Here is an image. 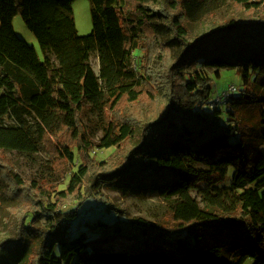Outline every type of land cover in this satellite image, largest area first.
Segmentation results:
<instances>
[{"label": "trees", "instance_id": "1", "mask_svg": "<svg viewBox=\"0 0 264 264\" xmlns=\"http://www.w3.org/2000/svg\"><path fill=\"white\" fill-rule=\"evenodd\" d=\"M74 1L0 0V204L13 206L18 230L0 241V260L29 234L27 264H264V150L248 147L254 137L264 143V126L244 114L254 108L264 122V96L254 93L264 87V0H226L245 16L217 23L223 1L90 0L88 34L78 32ZM17 14L42 55L16 33ZM79 64L74 81L66 72ZM204 68L240 73L227 116L199 110L212 92ZM88 108L105 116L98 146L117 149L100 170L89 155ZM41 147L69 177L65 189L25 178L6 156ZM103 186L174 197L171 215L89 219L92 198L117 210ZM68 200L79 203L60 207Z\"/></svg>", "mask_w": 264, "mask_h": 264}, {"label": "rangeland", "instance_id": "2", "mask_svg": "<svg viewBox=\"0 0 264 264\" xmlns=\"http://www.w3.org/2000/svg\"><path fill=\"white\" fill-rule=\"evenodd\" d=\"M222 1L224 3L222 7L219 9H217L218 7L213 8L217 10L212 14L211 21L217 23V20L227 18L233 13L238 17L245 16L244 13L235 11L231 3L229 2L228 4V1L226 0H207L212 7L219 5ZM73 10L78 32L80 34L90 33L93 28L90 0H75L73 3ZM208 24L209 23H207L206 19L200 22L191 23L192 31L197 33L201 28L208 26ZM211 25L213 24H210V26ZM14 28L20 37L24 38L28 43L34 44L38 52L42 55L37 37L28 29L21 14H17L14 17ZM89 65L92 66L96 73L100 72V60L97 53L92 55ZM85 68L86 65L84 64L75 65L69 68L66 73L70 79L77 81ZM202 70L212 78V92L209 101L202 109H199L201 112H213L214 110L209 108V104L213 102V100L220 95V92L231 83H234L239 87L235 96H238L242 92L243 83L237 68H221L218 70V75L216 74V68H204ZM254 93L255 95L264 96V87L257 84ZM217 108H223L225 116H227V110H231L233 105L231 103H229V105L219 104ZM150 110V108H146L142 111V114L146 115ZM244 114L247 123H257L264 126V122H260L258 110H255L254 108H246L244 109ZM226 118L224 119L222 117L223 123L226 122ZM105 122V116H103L100 109L88 108L85 111L83 123L90 133L92 142L94 143V148L89 152V155L91 158L95 159V166L98 170L101 169L100 164L108 161L110 155L117 150L116 147L101 148L98 146L103 135V125H105ZM255 130L258 131V129ZM249 142L248 147L254 153H257L260 149L264 150V143L261 142L259 137H254L253 140H250ZM6 156L14 164L16 170L25 178H33L43 184L51 183L57 187L58 191L66 188L69 177L63 174L62 171L53 169V158L49 155L47 149L41 147L40 151L35 154H23L16 151H8L6 152ZM79 164L80 160L77 159V165ZM75 168H77V166ZM99 190L110 200L111 205L116 207L117 210L106 211L101 202L92 198L83 206L84 210L92 208L90 214H88L89 219L106 217L110 221H115L118 217H121L122 219L143 217L149 221H160L171 215V206L174 197H165L153 191L130 192L121 189H112L106 186H103ZM198 194L197 190L193 191L194 196H198ZM51 202L54 203L55 198H52ZM77 203L79 202L68 200L65 202V205H60V207L67 205L75 206ZM202 204H204V202H202ZM11 207L13 206H11L9 202L0 204V241L4 239H14L18 232L17 216L11 213ZM26 237L29 238L25 241V245L21 249L16 250L13 248H6L3 250L0 264H27V257L33 241H31L32 237H30L29 234ZM250 262L251 260L249 259L245 264H249Z\"/></svg>", "mask_w": 264, "mask_h": 264}, {"label": "built area", "instance_id": "3", "mask_svg": "<svg viewBox=\"0 0 264 264\" xmlns=\"http://www.w3.org/2000/svg\"><path fill=\"white\" fill-rule=\"evenodd\" d=\"M239 87L231 83L229 84L222 92H220V95H218L213 102L209 104V108L214 110L217 108L219 104L224 105L227 104L229 99L238 92Z\"/></svg>", "mask_w": 264, "mask_h": 264}]
</instances>
